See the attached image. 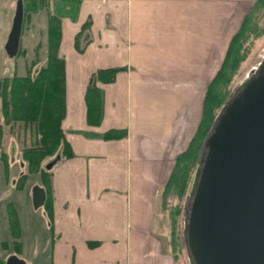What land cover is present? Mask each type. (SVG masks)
<instances>
[{"label": "crops", "instance_id": "1", "mask_svg": "<svg viewBox=\"0 0 264 264\" xmlns=\"http://www.w3.org/2000/svg\"><path fill=\"white\" fill-rule=\"evenodd\" d=\"M52 1L73 3L72 14L59 15L58 46L61 129L72 156L51 171L48 224L34 237L37 264H174L154 227L160 192L254 0H45L50 10ZM15 5L0 0V41ZM116 68L111 83H96L102 115L89 125L91 75ZM109 130L125 136L103 140Z\"/></svg>", "mask_w": 264, "mask_h": 264}, {"label": "water", "instance_id": "2", "mask_svg": "<svg viewBox=\"0 0 264 264\" xmlns=\"http://www.w3.org/2000/svg\"><path fill=\"white\" fill-rule=\"evenodd\" d=\"M18 0L4 45L18 51ZM45 201L35 186L33 208ZM189 264H264V58L229 94L213 118L190 179L182 212ZM5 264H25L12 255Z\"/></svg>", "mask_w": 264, "mask_h": 264}, {"label": "trees", "instance_id": "3", "mask_svg": "<svg viewBox=\"0 0 264 264\" xmlns=\"http://www.w3.org/2000/svg\"><path fill=\"white\" fill-rule=\"evenodd\" d=\"M21 1L22 27L24 22L30 21L33 16L42 12L46 13V27L43 35L45 41L44 43L38 42L32 49L34 56L28 63L24 76L0 77V161L6 169L8 167L7 156L2 150L1 142L4 126H8L10 129L15 128L17 133L30 134V145L21 149V155L29 174H40L41 186L46 194L43 207L47 215L50 216L48 195L52 168L61 160L72 156L61 129V121L65 115V73L64 60L58 54L60 19L51 13L49 3L45 0ZM263 11L264 0H254L240 29L232 37L223 62L207 86L203 99L202 119L198 129L188 148L176 158L172 173L161 189L160 210L165 206L167 197L172 193L178 198H182L186 194L203 140L216 112L231 93L232 79L240 63L248 54L246 43L252 34L256 37L264 32V24L259 27L256 18L259 12L260 15L264 14ZM76 44L78 51H81L77 39ZM20 54L25 56L26 50L21 49L19 45L15 56ZM118 70L117 68L103 69L91 75L84 96L87 109L86 119L89 125L96 126L101 121L102 95L96 83H111ZM124 136L125 131L109 130L104 132L101 138L113 140ZM46 159L49 160L44 161ZM26 176L25 173L19 175L17 179L19 188ZM180 212V208H176L173 212L174 217L178 216ZM10 220L14 222V217L12 216ZM173 221L171 218V233L173 228L175 229ZM0 264H4V262L0 261Z\"/></svg>", "mask_w": 264, "mask_h": 264}, {"label": "rangeland", "instance_id": "4", "mask_svg": "<svg viewBox=\"0 0 264 264\" xmlns=\"http://www.w3.org/2000/svg\"><path fill=\"white\" fill-rule=\"evenodd\" d=\"M66 3L67 4L52 1L51 13L58 17L65 12L67 14H72L73 3L70 1ZM260 12L256 15L258 21L256 22L259 27H262L264 24V14L260 15ZM41 15L44 17V14L41 13L35 15L30 21H25L22 27L20 47L26 50L25 56L22 54L13 58L7 56L4 45L9 32V26L5 33H3L4 41H0V77H20L26 74V67L34 56L32 49L38 42L44 43L45 41V36L43 35L44 28L46 27V18H42ZM32 25L34 26V30L32 29ZM246 46L248 54L240 63L232 79L230 92H232V90L235 89L264 58V32H261L256 37L252 34ZM1 142L2 150L7 156L8 167L5 169L3 163L0 161V261L6 262L8 257L16 254L25 264H37L39 258H35L36 252L33 249V244L35 243L34 237H40L43 234V222L48 224V218L44 207L41 206L35 209L31 203L33 187L41 186L42 184L39 173L29 174L26 163L23 161L21 155V149L24 146L30 145L31 137L29 133H17L15 128L10 129L8 126H4ZM48 160L49 159H46L44 161ZM44 161L43 163H45ZM21 173H25L27 176L22 181L23 184L21 188H19L17 179ZM187 191L182 198H178L174 193L169 195L165 201V206H163L161 210L160 204H158L159 210L157 209L155 217L154 227L156 235L164 251L171 255L174 264H189L182 241L181 213L186 203ZM176 208H180L181 212L178 216L174 217L175 214L173 212ZM12 216L14 217V222L10 220ZM171 218H173L175 226L172 233Z\"/></svg>", "mask_w": 264, "mask_h": 264}]
</instances>
